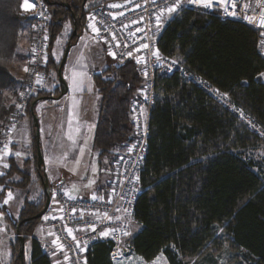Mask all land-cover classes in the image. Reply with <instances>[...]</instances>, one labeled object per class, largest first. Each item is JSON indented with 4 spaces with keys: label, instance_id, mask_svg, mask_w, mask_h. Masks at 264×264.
I'll use <instances>...</instances> for the list:
<instances>
[{
    "label": "trees",
    "instance_id": "1",
    "mask_svg": "<svg viewBox=\"0 0 264 264\" xmlns=\"http://www.w3.org/2000/svg\"><path fill=\"white\" fill-rule=\"evenodd\" d=\"M24 1L0 0V122L8 115L5 93L16 86L11 69L21 31L33 21L23 12ZM48 1L50 13L55 10L49 24L50 55L65 12L62 4L72 6L74 2ZM70 40L74 42L76 37ZM259 41L260 32L250 26L223 23L211 14L184 9L165 24L157 47L224 93L264 133V83L260 77L264 57ZM58 65L49 56L45 75L49 77L48 70H57ZM55 80L58 86L53 95L58 96L56 73ZM93 84L100 109L92 145L103 158L123 147L132 135L129 107L142 79L134 62L128 61L97 74ZM154 89L150 137L140 176L145 191L135 204V220L141 228L132 237V252L146 262L163 254L168 264H191L204 251L226 243L249 264H264V172L254 171L255 164L240 152L257 146L260 137L178 74L157 77ZM45 96L50 93L40 90L30 100L27 118L32 120L34 101ZM32 126L36 163L33 121ZM43 199L42 206L26 203L16 221L28 219L19 228L25 244L35 231L39 219L33 216L41 211ZM0 212L6 210L0 208ZM5 220L17 234V225L6 214ZM218 228L225 238L217 236ZM11 247L18 253V238ZM110 253L109 246L96 243L87 255L88 264H112ZM30 264H52L35 239L30 241Z\"/></svg>",
    "mask_w": 264,
    "mask_h": 264
},
{
    "label": "built area",
    "instance_id": "2",
    "mask_svg": "<svg viewBox=\"0 0 264 264\" xmlns=\"http://www.w3.org/2000/svg\"><path fill=\"white\" fill-rule=\"evenodd\" d=\"M32 1L34 38L30 67L21 76L23 85L14 111L0 123V164L27 117L30 100L41 90L42 83L37 81L43 82L46 77L44 68L49 59L51 13L45 0ZM177 4L180 5L178 10L165 23L181 10L192 9L201 14H211L220 22H237L258 30L260 35L264 34V23H261L264 21V0H213L210 8L190 0H116L93 7L87 13L91 40L101 44L107 57L117 65L130 60L140 64L142 84L129 107L132 135L121 149L115 150L107 189L86 197L72 196L62 186L51 189L50 204L39 220L44 229L49 230L52 241L44 243L42 249L49 257L59 256L60 264H88L87 255L96 243H104L111 248L110 258L112 262L116 260L114 264L123 263L121 244H126V253L132 252L131 228L137 224L136 201L145 191L140 176L147 155L157 77L178 74L223 105L250 132L258 137L264 135L254 120L232 104L224 93L211 87L203 78L189 73L179 58L166 57L159 51L157 41L163 29L158 28L159 20L169 14L167 8ZM259 48L263 54L264 40L261 36ZM157 51L159 56L155 55ZM0 264H4L1 254Z\"/></svg>",
    "mask_w": 264,
    "mask_h": 264
},
{
    "label": "crops",
    "instance_id": "3",
    "mask_svg": "<svg viewBox=\"0 0 264 264\" xmlns=\"http://www.w3.org/2000/svg\"><path fill=\"white\" fill-rule=\"evenodd\" d=\"M27 16L31 18L32 11H30ZM83 32H81V35ZM31 34V24L24 26L13 59L11 75L16 82V86L14 90L11 88L10 91H14L13 94H17L18 96L23 83L21 76L25 75L30 67L32 47ZM81 35L72 47H77L81 40ZM103 49L102 45L92 40L84 42L81 49L78 47L72 63L68 67L66 63L63 68V77L68 87L66 95L59 100H48V105L39 101L34 108V113L38 118L40 129V149L44 162L43 172L49 183L51 181L61 182L60 186L69 193L72 192L69 188L70 184H72L76 190H80L83 185L88 184V186L92 188L89 194L104 191L107 189L110 179L111 164L109 163L108 177L105 178L104 175H102L103 169L101 167V161L103 159L99 158V152L94 150L92 145L94 129L100 109V97L97 94L91 75L93 73V66L97 64H94V62L101 56ZM25 69H27V71ZM73 73L85 74L83 76L82 86H76L74 81L79 79V77H74ZM260 77L264 83V73L261 74ZM51 94H53V92ZM7 100L9 101V99ZM10 107H12V105ZM26 119L27 120H24L21 124L23 128L20 126L15 133L10 143L8 153L3 158L4 163H2L4 173L8 172L13 165L19 170L16 175H13L11 181L14 184L22 183L23 185H14L13 188L5 191L4 196L1 195L2 197H0V202H3V204H5V200H8V203L5 204L6 210L10 212L14 220H17L20 216L26 203L37 204L43 192L39 174L36 173V166H33V153L32 151H27L28 146H24L30 138L28 118L26 117ZM69 137H71V139ZM20 148H27L25 149V151H27V157H25V164L21 169L18 164V160H20L21 157ZM59 156L73 161L76 166L75 169L73 170L74 165H72L71 172L66 173L61 171L57 175L48 170V167L51 166V162L55 160V157ZM95 162H97V164H95ZM88 170H91L93 178L89 177L90 175H86ZM53 176L57 177L54 178ZM89 179L92 180L88 181ZM9 192L12 194V199L10 200L8 199ZM80 192L83 191L81 190L79 193ZM77 197L84 196L77 195ZM0 214H2V212H0ZM3 214L5 216V213ZM1 219L2 217L0 216V220ZM140 228L141 227L138 225L136 233ZM5 229H9L8 225L4 226V230ZM45 233L43 234V232L38 231V229L34 231V236H36V240H38L40 244L52 241L50 232L48 236H46ZM49 258L52 264H60L59 256L56 255Z\"/></svg>",
    "mask_w": 264,
    "mask_h": 264
},
{
    "label": "rangeland",
    "instance_id": "4",
    "mask_svg": "<svg viewBox=\"0 0 264 264\" xmlns=\"http://www.w3.org/2000/svg\"><path fill=\"white\" fill-rule=\"evenodd\" d=\"M115 1L116 0H87V2L85 4V8H84L85 19L83 21L82 27H80L78 29L77 33H81V32H83V30H84V32L81 35V40L78 43L77 47H71V49H70V54L68 55V59L66 62L67 67L72 63L73 59L75 58V52H76L77 48L79 47L81 49V46L84 42L91 40V32L89 31V29L87 27V20H86L87 13L93 7H97V6H100L102 4L109 3V2H115ZM26 3L31 5V7L26 8L25 7ZM30 11H33V1L32 0H25L23 3V12H24V14L28 15L30 13ZM173 14L174 13H172L171 15H169V14L163 15V17L159 20V25H158L159 30H161L164 27V25L166 24L165 23L166 20H168V18L171 17ZM51 21H52V19H51ZM59 23H60V31H59L58 36L56 37V39L54 40V42L52 44V48H51L50 55H49V56H51V60L54 61L56 64H59L60 60L62 59L66 45L68 44V42H70V38H71L72 32L74 30L70 20L67 17L63 16V19L61 18L59 20ZM31 32H32L31 42L33 44L34 36H33L32 22H31ZM260 36L264 40V34H261ZM80 52H82V51H80ZM262 55L264 57V53ZM130 61H132V60H130ZM95 63H97V64H96V66L94 65L92 68V72H93L91 75L92 79L97 74H102L105 70L109 69L110 67H112L114 65L119 66L107 57L106 51L104 49L102 51L101 56L99 58H97V60H95L94 64ZM89 64H90V62H89ZM134 64L136 65V69H137L139 76H140L141 65L138 63H135V62H134ZM48 71L49 72L47 73V75H49V77H47V76L45 77L44 81L42 82L41 90H43L46 93L51 94L52 92H54V88H55V86H58V84H57V81L55 80L56 70H48ZM14 88H15V86L12 89L14 90ZM140 88H141V84L137 88L136 93L140 90ZM10 90H11V88L8 89L5 93L6 109L8 110V115H7L6 120L10 117V115L14 111V109L16 107V103H17L18 98H19V96L17 94L16 95L13 94V92H14L13 90H12L13 92H11ZM7 99H9V101ZM42 103L45 105H48L49 101L48 100L42 101ZM11 105H12V107H10ZM24 120H27V119L25 118ZM28 124H29L30 138H29V141L24 144V146H28L27 151H32V153H33L32 159H33V163H34L33 166L35 167L36 163L34 160V147H33V134H32L33 133V130H32L33 126H32V120L30 117L28 118ZM21 127L23 128V125ZM260 139H261V142L257 146L248 148L246 150H241L240 152L242 153L243 157L246 160H251L255 164L254 171L260 170L261 172H264V135L261 136ZM25 149H27V148H20L21 157H20V160H18V164H19L20 169L23 168V166L25 164L24 163L25 157H27V153H26L27 151H25ZM119 149H121V147L116 148V150H119ZM102 159H103L101 161V167L103 169L102 175H104V177L106 178V177H108L109 163L111 164L110 175H111V171L113 169L112 167H113V163L115 160V150H113L111 152V156H105ZM2 163H4V159H2L1 164H0V197L4 196L6 190H9L10 188L14 187V185L11 181V178L13 177V175H16L19 172V170L13 165V167H10L8 172L4 173ZM95 164H97V162H95ZM50 165L51 166L48 167V170L55 173V175L59 174L61 171H64L66 173L71 172L72 165H74L73 170L76 167L75 163L73 161H71L67 158H64V157L62 158L61 156L55 157V160H53ZM86 175H90L89 177H92L91 170H88L86 172ZM53 177L55 178L57 176H53ZM91 180L89 179L88 181H91ZM50 185L52 186V188L57 187L58 182L57 181H51ZM69 188L72 191L71 192L69 190L71 192L70 194L72 196L82 195L85 197V196H88L89 193L92 191L91 186H88V184L83 185L82 188H80V190H76V188L73 187L72 184L69 185ZM81 190L83 192L79 193V191H81ZM40 196L41 197H40L39 202L37 204L40 203V205L42 206V203L44 201V199H43L44 193L42 192ZM0 204H2V205H0V208H4L5 210L7 209L6 205L3 204V202H0ZM0 216L2 217V219L0 220V254H1V257L3 259V263L4 264H17V261H16L17 258L16 257L18 255V253L15 252L14 249L11 247V244H13L14 240H16V238H17V237H13L16 234L14 232H12V229L8 225L7 221L4 220L5 219L4 214L2 213V214H0ZM15 221H17V220H15ZM7 225H8L9 229L4 230V226H7ZM36 229H38V231H42L43 234L46 231L45 235L48 236L49 230L44 229V226L41 224L40 220L37 221L35 230ZM137 230H138V224L133 225L131 228V236L132 237L134 236V234L136 233ZM7 236H9V237H7ZM217 236L220 238L226 237L221 232L220 228L217 229ZM32 239L36 240V236H34V233L31 236L27 237V242H26L25 248H24V264H30V241ZM39 244H40V242H39ZM40 246L43 247V244H40ZM120 248L123 251V258H122L123 263L122 264H168V262H167V260L163 254H160L158 257H156L151 262H146L132 252L126 253V250H125L126 244L125 243L121 244ZM110 260H111V258H110ZM111 262H112V260H111ZM114 263H116V260H113L112 264H114ZM191 264H249V263L247 262V260L244 258V256L242 255V253L240 251H235L232 246L224 243L221 247L210 248V249L204 251L201 255H199L198 257L191 260Z\"/></svg>",
    "mask_w": 264,
    "mask_h": 264
},
{
    "label": "water",
    "instance_id": "5",
    "mask_svg": "<svg viewBox=\"0 0 264 264\" xmlns=\"http://www.w3.org/2000/svg\"><path fill=\"white\" fill-rule=\"evenodd\" d=\"M45 1H46L48 6H51V3H49L48 0H45ZM62 6L66 7V8H70L68 3H64V4H62ZM54 11L55 10L52 9L51 13L54 14ZM80 35H81V33H77V30L74 29L72 32L71 38L76 37V40H77V39H79ZM75 42L76 41L72 42L71 40H70V42H68V44L66 45V48L64 50L62 59L60 60V63H59L57 70H56V75H57V79H58V83H59V87H60L59 95L58 96H45V97L39 98L36 101H34V103L32 104V107H31L32 121H33V125L35 128V143H36V153H37L36 169L39 171L41 170V173L39 174V178H40V182H41L42 187H43V193H44V197H45L44 205H43L41 211L37 215L33 216L34 219H40L43 216V214L45 213V211L47 210V208L50 204V200H51V189H52V186L48 182L47 177H46L45 173L43 172L44 162H43L42 152L40 149V129H39L38 118H37L36 114L34 113V107L37 104V102H39V101L59 100L64 95H66L68 87H67L66 81L63 77V68L66 65L70 49ZM60 184H61V182L58 183V186ZM5 214L8 216V218L11 219L13 224L17 225L16 237L18 238V243H19L17 257L19 259L20 264H24L25 236L20 235L19 228L22 225V223L27 221L28 219H24L23 221L18 222V224H16V221L12 218V216L8 210H6Z\"/></svg>",
    "mask_w": 264,
    "mask_h": 264
},
{
    "label": "flooded vegetation",
    "instance_id": "6",
    "mask_svg": "<svg viewBox=\"0 0 264 264\" xmlns=\"http://www.w3.org/2000/svg\"><path fill=\"white\" fill-rule=\"evenodd\" d=\"M73 5L70 8L63 7L64 16L67 17L74 29L78 31L80 27L83 25V21L85 19L84 16V8L87 0H73Z\"/></svg>",
    "mask_w": 264,
    "mask_h": 264
},
{
    "label": "snow or ice",
    "instance_id": "7",
    "mask_svg": "<svg viewBox=\"0 0 264 264\" xmlns=\"http://www.w3.org/2000/svg\"><path fill=\"white\" fill-rule=\"evenodd\" d=\"M190 2H191V3L200 4V5H202V6L205 7V8H210V7L212 6V2H213V0H190ZM115 6H116V5H113V7H115ZM179 6H180L179 4H177V5H173L172 7H169V8H167L166 10H167V12L169 13V15H171L172 13H175V12L178 10ZM25 7H26V8H30L31 5H29V4L26 3ZM158 20H159V18H158ZM261 23H264V21H261ZM145 47H147V45H145ZM110 54H112V53H110ZM112 55H114V54H112ZM129 55H131V53H129ZM155 55L159 56V52L157 51V52L155 53ZM173 63H176V61H173ZM25 70L27 71V69H25ZM73 75H74V77H77V76L79 77V79H76V80L74 81L75 84H76V86H77V87L82 86V84H83V76H84L85 74H84V73H73ZM37 83H38V84H41L42 81H41V80H38ZM21 95H23V94H21ZM69 138L71 139V137H69ZM17 155H19V154H17ZM8 199H9V200L12 199V194H11V192L8 193ZM4 203L7 204V203H8V200H5ZM93 230H94V229H93ZM105 234H106V233H105ZM125 234H127V233H125Z\"/></svg>",
    "mask_w": 264,
    "mask_h": 264
},
{
    "label": "bare ground",
    "instance_id": "8",
    "mask_svg": "<svg viewBox=\"0 0 264 264\" xmlns=\"http://www.w3.org/2000/svg\"><path fill=\"white\" fill-rule=\"evenodd\" d=\"M60 186V185H59Z\"/></svg>",
    "mask_w": 264,
    "mask_h": 264
}]
</instances>
